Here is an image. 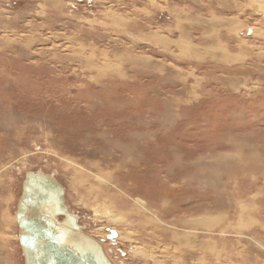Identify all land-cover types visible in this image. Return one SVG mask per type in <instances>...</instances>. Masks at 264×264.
I'll list each match as a JSON object with an SVG mask.
<instances>
[{"label": "rangeland", "instance_id": "1", "mask_svg": "<svg viewBox=\"0 0 264 264\" xmlns=\"http://www.w3.org/2000/svg\"><path fill=\"white\" fill-rule=\"evenodd\" d=\"M27 171L111 264H264V0H0V264Z\"/></svg>", "mask_w": 264, "mask_h": 264}, {"label": "water", "instance_id": "2", "mask_svg": "<svg viewBox=\"0 0 264 264\" xmlns=\"http://www.w3.org/2000/svg\"><path fill=\"white\" fill-rule=\"evenodd\" d=\"M24 264H111L103 245L65 204L52 175L27 171L14 213Z\"/></svg>", "mask_w": 264, "mask_h": 264}, {"label": "bare ground", "instance_id": "3", "mask_svg": "<svg viewBox=\"0 0 264 264\" xmlns=\"http://www.w3.org/2000/svg\"><path fill=\"white\" fill-rule=\"evenodd\" d=\"M116 199H118L117 197H116ZM119 201V200H118ZM140 205H143V203H141V201H140ZM195 225V224H194ZM104 250V249H103ZM105 253V252H104Z\"/></svg>", "mask_w": 264, "mask_h": 264}]
</instances>
